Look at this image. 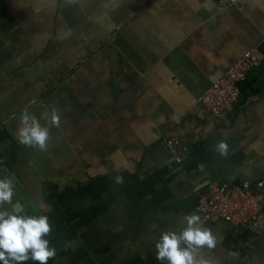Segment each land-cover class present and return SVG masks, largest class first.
Wrapping results in <instances>:
<instances>
[{
	"label": "crops",
	"instance_id": "obj_1",
	"mask_svg": "<svg viewBox=\"0 0 264 264\" xmlns=\"http://www.w3.org/2000/svg\"><path fill=\"white\" fill-rule=\"evenodd\" d=\"M256 48L264 0H0V144L11 142L0 179L14 180L25 213L54 222L48 264H161L160 235L202 217L210 184L264 182V62L224 118L202 102ZM52 107L61 126L48 151L21 144L22 113L45 124ZM172 138L188 148L182 165ZM202 219L218 238L202 252L213 264H264V219Z\"/></svg>",
	"mask_w": 264,
	"mask_h": 264
},
{
	"label": "clouds",
	"instance_id": "obj_2",
	"mask_svg": "<svg viewBox=\"0 0 264 264\" xmlns=\"http://www.w3.org/2000/svg\"><path fill=\"white\" fill-rule=\"evenodd\" d=\"M61 114L56 107L50 110L47 123L42 124L36 115L25 110L17 129L19 142L25 146L48 151L52 140V128H60ZM212 125H209L211 128ZM215 151L223 157L229 154V145L220 141ZM204 171V165L198 166ZM118 185L124 183L122 175H116ZM14 180L0 179V262L2 264H24L28 260L48 264L57 255V248L51 245L54 222L44 214H27L19 203L13 202ZM5 205L9 207L6 208ZM177 230H168L160 235L155 244L156 259L161 264H213L202 255L204 249L217 247L218 238L211 228L204 226V220L196 213L182 215L177 221ZM67 247V245H66Z\"/></svg>",
	"mask_w": 264,
	"mask_h": 264
},
{
	"label": "built area",
	"instance_id": "obj_3",
	"mask_svg": "<svg viewBox=\"0 0 264 264\" xmlns=\"http://www.w3.org/2000/svg\"><path fill=\"white\" fill-rule=\"evenodd\" d=\"M238 0H220L223 5ZM264 62V53L256 48L248 51L233 65L229 72L213 84L202 97V102L217 118H224L241 98V84L249 73ZM167 152L177 165H182L188 157V148L176 138L166 143ZM264 182L256 189L242 184L219 185L212 183L198 200V211L206 221H225L235 226L252 225L264 219Z\"/></svg>",
	"mask_w": 264,
	"mask_h": 264
},
{
	"label": "water",
	"instance_id": "obj_4",
	"mask_svg": "<svg viewBox=\"0 0 264 264\" xmlns=\"http://www.w3.org/2000/svg\"><path fill=\"white\" fill-rule=\"evenodd\" d=\"M10 145H11V142L9 141L0 144V158L6 153Z\"/></svg>",
	"mask_w": 264,
	"mask_h": 264
},
{
	"label": "trees",
	"instance_id": "obj_5",
	"mask_svg": "<svg viewBox=\"0 0 264 264\" xmlns=\"http://www.w3.org/2000/svg\"><path fill=\"white\" fill-rule=\"evenodd\" d=\"M237 184H239V183H237Z\"/></svg>",
	"mask_w": 264,
	"mask_h": 264
}]
</instances>
